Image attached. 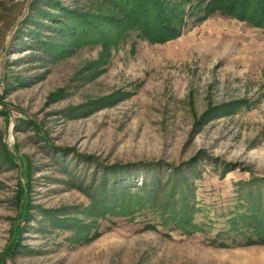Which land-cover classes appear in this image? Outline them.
I'll return each mask as SVG.
<instances>
[{
    "label": "rangeland",
    "instance_id": "1",
    "mask_svg": "<svg viewBox=\"0 0 264 264\" xmlns=\"http://www.w3.org/2000/svg\"><path fill=\"white\" fill-rule=\"evenodd\" d=\"M172 1L176 39L103 47L0 0V264H264V28Z\"/></svg>",
    "mask_w": 264,
    "mask_h": 264
},
{
    "label": "trees",
    "instance_id": "2",
    "mask_svg": "<svg viewBox=\"0 0 264 264\" xmlns=\"http://www.w3.org/2000/svg\"><path fill=\"white\" fill-rule=\"evenodd\" d=\"M171 0H103L105 4H109L110 11L99 13L91 10L81 11L79 7L69 8L58 0H49L52 6L60 12L57 16L56 12L43 11L38 9L39 15L46 20L54 21L50 31L57 32V38L61 41L74 44H101L103 47H112V44H119L130 37L131 31L136 32L133 35L137 39H147L151 42H166L176 39L180 35V30L184 28L185 19L184 10L180 4L170 2ZM253 0H243L241 13H246L253 18L256 14L258 26L264 28V0H256L255 9L252 8L250 13L249 5ZM237 0H233L232 4H228L227 8L232 12L233 5ZM183 4V3H182ZM218 0H198L192 5V11L189 14H197L202 12L204 15L201 20L206 19L213 11L220 10ZM219 8V9H218ZM259 16V17H258ZM199 19V20H200ZM184 20V22H183ZM43 22V21H40ZM56 22V23H55ZM55 35L53 39L42 41V51L48 54L64 53L61 47L56 43ZM38 35L35 36L37 38ZM133 41V40H132ZM60 50V51H57ZM139 204V203H138ZM137 207V204H136Z\"/></svg>",
    "mask_w": 264,
    "mask_h": 264
}]
</instances>
